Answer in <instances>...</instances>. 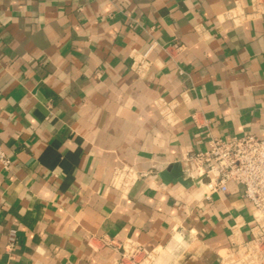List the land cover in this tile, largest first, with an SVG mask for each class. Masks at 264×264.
Returning a JSON list of instances; mask_svg holds the SVG:
<instances>
[{
	"label": "crops",
	"instance_id": "0c3cea01",
	"mask_svg": "<svg viewBox=\"0 0 264 264\" xmlns=\"http://www.w3.org/2000/svg\"><path fill=\"white\" fill-rule=\"evenodd\" d=\"M263 132L264 0H0V264H222L252 205L186 155Z\"/></svg>",
	"mask_w": 264,
	"mask_h": 264
},
{
	"label": "built area",
	"instance_id": "2783aa9c",
	"mask_svg": "<svg viewBox=\"0 0 264 264\" xmlns=\"http://www.w3.org/2000/svg\"><path fill=\"white\" fill-rule=\"evenodd\" d=\"M235 23L238 17L228 12ZM146 55V54H145ZM144 55V56H145ZM209 147L187 153L186 160L201 173L208 175L214 190L227 192L229 182L242 186L243 196L252 205L253 221L245 236L233 227L228 252L221 258L222 264H264V132L261 135L245 133L223 139L209 135ZM0 158L8 167L10 161L0 151ZM18 231L11 228L7 238V250L17 247ZM119 257L114 264H156L159 248H148L143 243L129 239L119 245L108 239Z\"/></svg>",
	"mask_w": 264,
	"mask_h": 264
}]
</instances>
